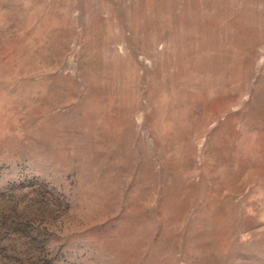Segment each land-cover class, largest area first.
<instances>
[{"label":"rangeland","instance_id":"obj_1","mask_svg":"<svg viewBox=\"0 0 264 264\" xmlns=\"http://www.w3.org/2000/svg\"><path fill=\"white\" fill-rule=\"evenodd\" d=\"M0 264H264V0H0Z\"/></svg>","mask_w":264,"mask_h":264}]
</instances>
